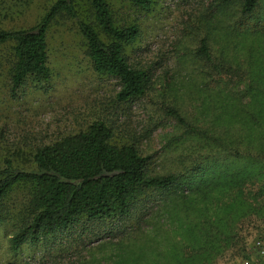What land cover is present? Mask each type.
<instances>
[{"label":"rangeland","instance_id":"1","mask_svg":"<svg viewBox=\"0 0 264 264\" xmlns=\"http://www.w3.org/2000/svg\"><path fill=\"white\" fill-rule=\"evenodd\" d=\"M54 1L0 0V29L33 26ZM107 3L116 25L137 26L124 55L146 70L144 93L116 100L117 80L93 70L75 20L63 13L46 31L44 80L29 76L13 87V41L1 42L0 166L8 159L32 168L38 147L101 120L110 142L135 145L152 171H196L166 195L146 191L127 218L84 231L79 222L15 250L8 237L16 223L5 218L0 264H264V0L252 18L228 17L221 0H151L144 9L130 0ZM203 38L234 67L223 83L209 79L195 55ZM167 105L201 130L208 126L205 135L185 138ZM219 127L222 140L214 142ZM26 194L20 183L6 195L12 215L23 211Z\"/></svg>","mask_w":264,"mask_h":264},{"label":"trees","instance_id":"2","mask_svg":"<svg viewBox=\"0 0 264 264\" xmlns=\"http://www.w3.org/2000/svg\"><path fill=\"white\" fill-rule=\"evenodd\" d=\"M130 1L143 9L151 3V0ZM221 1L224 6L229 5L226 9L228 17L252 18L262 3V0ZM62 13L75 20L93 70L117 80L119 88L115 99L125 101L141 96L149 80L147 72L131 66L124 55L125 46L138 35L137 26L116 25L107 0H55L33 26L0 29V43L13 41L12 86L19 87L29 76L36 80L49 76L46 31L50 21ZM195 55L209 79L216 78L223 83L224 75L234 69L222 56L212 54L204 38L200 40ZM164 113L183 129L185 138L205 135V130L209 129L206 126L201 130L189 122L175 106H165ZM220 128L223 129L219 127L212 131L214 142L222 140ZM181 136V133L172 135L170 140H178ZM110 139L109 127L96 120L82 131L38 147L31 155L32 168H17L10 160H4L0 166V223L5 218L16 223L8 237L11 249L15 250L24 241L35 243L48 234H55L79 222H82L84 231L93 222L127 218L136 208L138 198L146 191L154 190L166 195L181 183L187 173L196 171L195 166L154 172L149 167L148 157L142 155L135 145L117 146ZM235 152L240 159L238 151ZM20 183L27 190L25 203L22 212L12 215L3 201ZM186 262L192 264L190 260ZM178 263L176 260L172 262Z\"/></svg>","mask_w":264,"mask_h":264}]
</instances>
